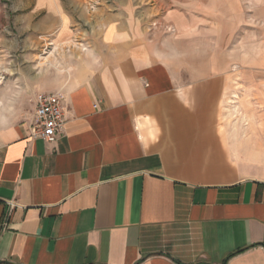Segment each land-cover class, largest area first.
I'll use <instances>...</instances> for the list:
<instances>
[{
    "label": "crops",
    "instance_id": "crops-1",
    "mask_svg": "<svg viewBox=\"0 0 264 264\" xmlns=\"http://www.w3.org/2000/svg\"><path fill=\"white\" fill-rule=\"evenodd\" d=\"M230 1H33L66 119L0 127V264H264V83L185 50Z\"/></svg>",
    "mask_w": 264,
    "mask_h": 264
},
{
    "label": "rangeland",
    "instance_id": "rangeland-1",
    "mask_svg": "<svg viewBox=\"0 0 264 264\" xmlns=\"http://www.w3.org/2000/svg\"><path fill=\"white\" fill-rule=\"evenodd\" d=\"M33 1L0 0V127L16 120L20 113L33 112L35 95L30 83L38 72L43 71L40 77L50 84L41 88H51L52 79L58 74L52 39L34 31ZM229 7V29L213 33L221 36L204 37L202 44L188 45V58L219 62L220 76L264 83V0H235L233 5L230 1ZM30 15L33 20L27 18ZM234 115V121L242 117L239 111Z\"/></svg>",
    "mask_w": 264,
    "mask_h": 264
},
{
    "label": "built area",
    "instance_id": "built-area-1",
    "mask_svg": "<svg viewBox=\"0 0 264 264\" xmlns=\"http://www.w3.org/2000/svg\"><path fill=\"white\" fill-rule=\"evenodd\" d=\"M66 110L65 98L61 94L36 93L31 135L53 142L65 122Z\"/></svg>",
    "mask_w": 264,
    "mask_h": 264
}]
</instances>
